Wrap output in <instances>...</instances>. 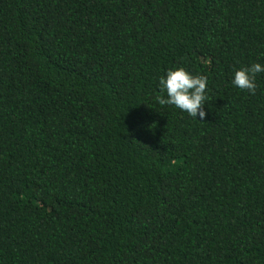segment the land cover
Masks as SVG:
<instances>
[{"label": "trees", "instance_id": "obj_1", "mask_svg": "<svg viewBox=\"0 0 264 264\" xmlns=\"http://www.w3.org/2000/svg\"><path fill=\"white\" fill-rule=\"evenodd\" d=\"M255 63L264 0H0V264H264Z\"/></svg>", "mask_w": 264, "mask_h": 264}, {"label": "clouds", "instance_id": "obj_2", "mask_svg": "<svg viewBox=\"0 0 264 264\" xmlns=\"http://www.w3.org/2000/svg\"><path fill=\"white\" fill-rule=\"evenodd\" d=\"M264 72V66L255 63L250 67H243L234 73L233 85L241 90H246L251 94L257 91L256 77L258 73ZM160 88L167 93V98L163 95L156 99L161 106L171 105L187 112L191 117L203 121L207 112L204 106L207 103V77L203 75H193L185 68L180 67L169 70L166 77L160 78Z\"/></svg>", "mask_w": 264, "mask_h": 264}]
</instances>
